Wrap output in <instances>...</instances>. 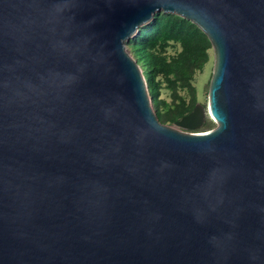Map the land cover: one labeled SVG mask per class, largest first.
<instances>
[{
    "label": "water",
    "instance_id": "water-1",
    "mask_svg": "<svg viewBox=\"0 0 264 264\" xmlns=\"http://www.w3.org/2000/svg\"><path fill=\"white\" fill-rule=\"evenodd\" d=\"M162 12L215 51L188 131L127 51ZM0 264H264V0H0Z\"/></svg>",
    "mask_w": 264,
    "mask_h": 264
},
{
    "label": "trees",
    "instance_id": "trees-1",
    "mask_svg": "<svg viewBox=\"0 0 264 264\" xmlns=\"http://www.w3.org/2000/svg\"><path fill=\"white\" fill-rule=\"evenodd\" d=\"M128 43L147 81L159 120L163 124L176 123L189 114L198 103L195 75L204 70L213 48L204 31L176 13L162 12L141 27ZM172 48L177 49L173 55L169 53ZM164 88L171 91L172 102L162 97ZM180 90H187L190 99ZM204 126L212 129L215 122L208 119Z\"/></svg>",
    "mask_w": 264,
    "mask_h": 264
},
{
    "label": "rangeland",
    "instance_id": "rangeland-1",
    "mask_svg": "<svg viewBox=\"0 0 264 264\" xmlns=\"http://www.w3.org/2000/svg\"><path fill=\"white\" fill-rule=\"evenodd\" d=\"M150 22L144 24L143 26H146ZM126 46H127V51L133 56L130 44L126 43ZM178 50H180V47H178ZM176 52H177L176 48H172L169 51V53L171 55L175 54ZM133 58H134V56H133ZM214 67H215V51H214V48H212L210 50V61L206 64V66H205L203 71L196 73L195 79L193 81V83H194V85L196 86V89H197V100H198V103L204 105L205 107H208V104H209V88H210L211 78H212V75H213V72H214ZM141 73H142V69H141ZM180 93L183 96H185L188 100L190 99V93L187 90H180ZM162 97L164 99H166L168 102H172L171 91L169 89L164 88V90L162 91ZM152 107H153L154 112H156V107L153 104V102H152ZM208 119H212V118H210V116H208L207 120ZM166 125L174 126V127L178 128L180 130H183V131H188V130H186L184 128H181L176 123H166ZM216 126L217 125L215 123L214 128ZM205 130H209V129H206L205 126H203L199 131H205Z\"/></svg>",
    "mask_w": 264,
    "mask_h": 264
},
{
    "label": "bare ground",
    "instance_id": "bare-ground-1",
    "mask_svg": "<svg viewBox=\"0 0 264 264\" xmlns=\"http://www.w3.org/2000/svg\"><path fill=\"white\" fill-rule=\"evenodd\" d=\"M146 81V80H145ZM147 83V82H146ZM147 90H148V86H147ZM148 92H149V90H148ZM150 95V94H149ZM151 104H152V101H151Z\"/></svg>",
    "mask_w": 264,
    "mask_h": 264
}]
</instances>
